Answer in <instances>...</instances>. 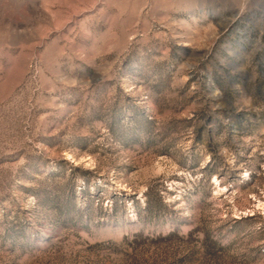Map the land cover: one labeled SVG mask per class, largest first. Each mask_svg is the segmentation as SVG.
Masks as SVG:
<instances>
[{"label":"rangeland","instance_id":"rangeland-1","mask_svg":"<svg viewBox=\"0 0 264 264\" xmlns=\"http://www.w3.org/2000/svg\"><path fill=\"white\" fill-rule=\"evenodd\" d=\"M0 264H264V0H0Z\"/></svg>","mask_w":264,"mask_h":264}]
</instances>
